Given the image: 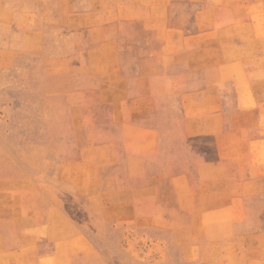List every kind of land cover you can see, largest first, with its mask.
<instances>
[{"label": "rangeland", "instance_id": "obj_1", "mask_svg": "<svg viewBox=\"0 0 264 264\" xmlns=\"http://www.w3.org/2000/svg\"><path fill=\"white\" fill-rule=\"evenodd\" d=\"M244 20L264 37V0H0V216L58 212L84 264H264V174L199 167L202 70Z\"/></svg>", "mask_w": 264, "mask_h": 264}, {"label": "crops", "instance_id": "obj_2", "mask_svg": "<svg viewBox=\"0 0 264 264\" xmlns=\"http://www.w3.org/2000/svg\"><path fill=\"white\" fill-rule=\"evenodd\" d=\"M239 25L232 36L217 38L219 44L210 54L214 64L202 70L196 123L201 142H213L214 149L210 155L201 154L199 167L232 164L236 171L264 174V37H256L254 21ZM200 51L208 54V44ZM208 101L214 106L209 108ZM121 107L130 108L123 103ZM14 199L8 198L9 206L17 203ZM26 199L30 201L23 198V205ZM47 210L39 208L33 214L23 207L18 217L9 208L0 216V264H84L80 253L86 251L80 248L72 221Z\"/></svg>", "mask_w": 264, "mask_h": 264}]
</instances>
